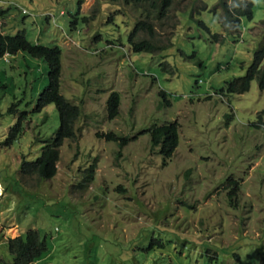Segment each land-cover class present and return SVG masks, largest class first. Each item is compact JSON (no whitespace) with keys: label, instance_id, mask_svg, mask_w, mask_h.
<instances>
[{"label":"rangeland","instance_id":"374dc122","mask_svg":"<svg viewBox=\"0 0 264 264\" xmlns=\"http://www.w3.org/2000/svg\"><path fill=\"white\" fill-rule=\"evenodd\" d=\"M217 1L171 0L152 34H133L163 47L133 52L127 36L148 19L142 7L0 0L3 34L60 47L59 92L80 110L54 176L21 177L20 163L38 156L59 117L54 104L36 110L45 61L0 58V264L12 259L8 238L28 229L46 245L33 264H264V89L253 80L247 92H222L252 61L264 0H253L236 36ZM113 91L119 114L109 120ZM172 122L178 145L163 159L144 130Z\"/></svg>","mask_w":264,"mask_h":264},{"label":"trees","instance_id":"16d2710c","mask_svg":"<svg viewBox=\"0 0 264 264\" xmlns=\"http://www.w3.org/2000/svg\"><path fill=\"white\" fill-rule=\"evenodd\" d=\"M124 2L128 5L132 4L136 8L142 7V11L147 14L148 18L143 21L139 20L127 36L130 49L133 52H151L162 48L163 46H157L153 43L150 37V39L133 40V34L137 30L152 34L151 19H163L171 6V0H124ZM104 5L118 6L109 2L104 3ZM218 6L220 12L223 13L222 18L219 14V21L233 36L240 33L241 18L252 20L254 17L253 0H231L229 4L226 0H218L215 7ZM204 7V9H208V6L205 5ZM200 23L205 26L202 22ZM257 35L260 37V41L253 52L252 61L245 74L225 82L222 92L227 94L247 92L253 80L257 81L260 89H264V34ZM20 52L29 54L33 59L45 61L47 65V85L38 94L36 110H40L47 104H54L58 112L59 125L53 135H49L41 141V149L34 160H22L19 172L21 177L27 174H35L39 179H50L56 172L59 147H61L64 140L75 136L73 126L80 115V110L77 105L71 103L59 92V74L61 72L59 68L61 49L59 46L30 43L21 32L15 35H5L0 30V57L5 54L16 55ZM119 105L120 97L116 91H113L106 100L107 119L110 120L118 116ZM258 116L260 119L261 115ZM27 118L25 112L20 114L9 133V141L14 142L22 135ZM144 131L149 135L151 149H158V153L163 156V159L169 158L178 145L176 124L174 122L161 125L153 124ZM105 136L111 141L120 139L119 146L126 141V138L118 137L112 132L107 133ZM232 194V190L229 191L228 195ZM7 247L11 253V262L6 263L4 261L1 264H33L46 250L44 239L40 237L35 229H28L24 236L9 237Z\"/></svg>","mask_w":264,"mask_h":264},{"label":"clouds","instance_id":"9594fccd","mask_svg":"<svg viewBox=\"0 0 264 264\" xmlns=\"http://www.w3.org/2000/svg\"><path fill=\"white\" fill-rule=\"evenodd\" d=\"M10 55H8V54H5V55H3L2 57H0L1 59H3L4 61H8V57H9Z\"/></svg>","mask_w":264,"mask_h":264}]
</instances>
